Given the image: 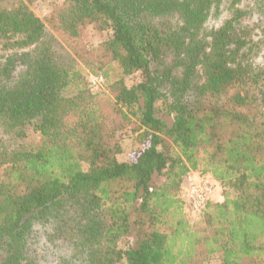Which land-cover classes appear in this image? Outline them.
I'll use <instances>...</instances> for the list:
<instances>
[{
    "label": "trees",
    "instance_id": "obj_1",
    "mask_svg": "<svg viewBox=\"0 0 264 264\" xmlns=\"http://www.w3.org/2000/svg\"><path fill=\"white\" fill-rule=\"evenodd\" d=\"M30 1L0 0V264H264V0Z\"/></svg>",
    "mask_w": 264,
    "mask_h": 264
},
{
    "label": "rangeland",
    "instance_id": "obj_2",
    "mask_svg": "<svg viewBox=\"0 0 264 264\" xmlns=\"http://www.w3.org/2000/svg\"><path fill=\"white\" fill-rule=\"evenodd\" d=\"M31 8V10L37 15L44 24L49 27L50 22L52 21L53 17V10L56 6V0H32L28 4ZM257 23V19L255 17H244L241 20V24L246 27H254ZM262 25V23H261ZM109 33L105 29H102L97 26H88L84 28L81 31V37L83 38L84 42L89 47H95L97 46L101 41L105 40L108 37ZM264 60V59H259ZM120 75L119 69L115 66V70L113 72L114 78ZM137 76H127L125 78V84L127 86H130L134 82L137 81ZM104 86L102 87V89ZM137 125L132 123L127 124L122 131L120 132V143H121V153L118 156V159L121 161H127L131 159L135 153L136 150L139 148V145L135 141V136L138 133L137 132ZM161 179L156 178L154 179L155 183H160ZM218 193H216L215 199L218 200L217 196ZM137 237V230L134 228L133 225H131V229L129 234L126 237H123L120 240L119 248L125 250L128 246H134L135 239ZM121 264H126L125 261ZM203 264H217V256H210L207 257Z\"/></svg>",
    "mask_w": 264,
    "mask_h": 264
},
{
    "label": "built area",
    "instance_id": "obj_3",
    "mask_svg": "<svg viewBox=\"0 0 264 264\" xmlns=\"http://www.w3.org/2000/svg\"><path fill=\"white\" fill-rule=\"evenodd\" d=\"M102 76L89 75L88 83L91 87H99L103 84ZM186 188L183 198L187 201L188 210L191 214H198L205 204L214 196L216 184L208 177H201L191 173L186 178ZM222 198L219 197L218 201Z\"/></svg>",
    "mask_w": 264,
    "mask_h": 264
}]
</instances>
